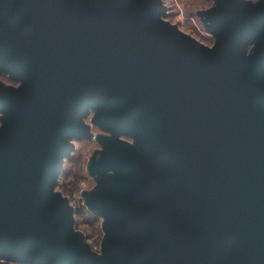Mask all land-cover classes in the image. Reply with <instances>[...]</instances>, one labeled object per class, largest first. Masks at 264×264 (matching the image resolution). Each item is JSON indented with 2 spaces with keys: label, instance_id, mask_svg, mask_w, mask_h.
I'll return each mask as SVG.
<instances>
[{
  "label": "water",
  "instance_id": "obj_1",
  "mask_svg": "<svg viewBox=\"0 0 264 264\" xmlns=\"http://www.w3.org/2000/svg\"><path fill=\"white\" fill-rule=\"evenodd\" d=\"M214 0L212 47L162 0H0V260L104 264L56 193L89 107L112 141L107 264H264V0ZM255 44L249 52V46Z\"/></svg>",
  "mask_w": 264,
  "mask_h": 264
},
{
  "label": "rangeland",
  "instance_id": "obj_2",
  "mask_svg": "<svg viewBox=\"0 0 264 264\" xmlns=\"http://www.w3.org/2000/svg\"><path fill=\"white\" fill-rule=\"evenodd\" d=\"M167 7V11L162 18L172 24L178 26V28L185 34L193 37L197 41L201 42L206 46L212 47L216 33L210 30L204 21L203 17H199L197 14L200 13L202 9H205L213 4V0H162ZM251 3H257L259 0H249ZM201 15V13H200ZM255 47V44L249 46V52H251ZM0 81L7 84L14 85L16 87H21L22 80H14L11 78L9 73L2 70L0 65ZM98 114V109L96 107H89L87 109L86 115L81 119L80 126L86 128L87 132L80 139H75L72 141L74 145L73 153L70 157L65 159L63 172L58 180L56 186V193H60L63 198L68 200V204L71 207L69 213L70 216L76 218V220L71 224V229L73 232L79 231V229L87 228L86 223H83L82 219L78 218L76 215V205L79 203H85L88 207L94 208L92 202L93 197L101 194L102 192H111L112 189L107 183V177L117 175V171L112 169L103 170L99 169V156L100 154H107L112 152L113 144L112 141H122L128 142L131 145L136 144V139L128 138L122 134L113 133L109 131L100 122H96L95 118ZM4 113H0V127L4 123ZM112 140V141H110ZM76 161H80V164H75ZM88 167V172L82 171V168ZM80 170L84 173L83 179L78 182V189L75 191L73 196H67V192L63 191L62 185H66L67 189L70 190L74 178V171ZM71 191V190H70ZM66 193V194H65ZM101 221L104 223L108 220L107 216L100 213L99 215ZM95 225H98L95 223ZM93 226V229L97 231V228ZM99 235V234H98ZM108 235V232L104 230L103 239ZM102 239V241H103ZM99 244L95 247L92 243L94 238H87V243L92 246L95 252L106 262V251L102 245ZM0 264H25L19 261H9L5 257L0 260Z\"/></svg>",
  "mask_w": 264,
  "mask_h": 264
},
{
  "label": "trees",
  "instance_id": "obj_3",
  "mask_svg": "<svg viewBox=\"0 0 264 264\" xmlns=\"http://www.w3.org/2000/svg\"><path fill=\"white\" fill-rule=\"evenodd\" d=\"M214 5V0H213V4L210 5L209 7L202 9L200 11L199 14H197L199 17H203L202 12L210 7H212ZM3 82V81H1ZM75 164H80V161H76ZM82 171H86V173L88 172V167L85 169L84 167L82 168ZM84 173H82L80 170H76L74 171V178L75 180L71 181L73 182L71 186L72 188H70V190L67 189V186L62 185L63 191L67 192V196H73V194L75 193V191H77L78 189V182L80 180L83 179ZM78 186V187H77ZM76 215L78 218L82 219L80 221H82L83 223H86L87 228L85 229H79V231L86 237V239L88 238H94V242L92 243L95 247H97L99 244H101V241L103 239V232H104V228H103V222L101 221L99 214L97 212H95L92 208L88 207L85 203H79L76 205ZM76 220V218H74V221ZM77 221V220H76ZM95 223H97L98 225H95ZM91 225H95L97 228V231H95L93 229V226ZM99 234V235H98Z\"/></svg>",
  "mask_w": 264,
  "mask_h": 264
}]
</instances>
